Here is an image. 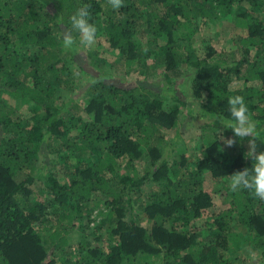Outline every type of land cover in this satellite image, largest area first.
<instances>
[{
  "label": "trees",
  "instance_id": "trees-1",
  "mask_svg": "<svg viewBox=\"0 0 264 264\" xmlns=\"http://www.w3.org/2000/svg\"><path fill=\"white\" fill-rule=\"evenodd\" d=\"M123 2L113 10L107 0H0V264H225L217 230L205 236L183 232L189 218L201 215L219 226L238 222L241 229L232 236L235 249L249 243L264 247V201L225 184L229 175L251 168V159L244 155L249 138L241 140L232 129H221L216 119L218 113L229 116L230 96L242 95L264 139V0ZM85 3L91 5L90 22L127 66H147L149 52L142 51L138 32L140 21L148 17L151 42L164 59L163 80L157 89L124 85L82 68L88 98L84 116L66 120V104L61 106L58 91L68 87L66 59L74 61L77 52L63 48L61 33L72 28L70 16ZM213 12L245 29L233 39L235 50H210L201 58L181 51L191 31L180 34V27L198 16L214 17ZM73 35L78 37L75 30ZM28 43L39 52L28 56L18 50L19 44ZM183 64L186 74L179 69ZM180 75L196 87V98L178 95L175 78ZM93 79L99 82L92 84ZM165 85L174 88L165 90ZM3 92L21 100L29 114L8 104ZM181 109L189 118L205 120L199 126L207 132L203 155L191 169L185 158L167 159L165 149L152 142L157 131L178 125ZM221 135L235 140L233 158L222 149ZM143 155L149 162L139 174L135 161ZM120 160L125 168L119 178L107 175ZM205 171L226 190L228 205L218 211L211 210L212 195L202 188ZM37 182L47 202L31 196ZM151 182L156 188L143 209L151 221L147 228L134 213L132 193ZM94 193L105 199L114 224L106 235L82 233L71 247L70 227L85 215L71 202ZM54 204L62 210L58 221L44 224L43 215ZM39 229H50L46 240Z\"/></svg>",
  "mask_w": 264,
  "mask_h": 264
},
{
  "label": "rangeland",
  "instance_id": "rangeland-1",
  "mask_svg": "<svg viewBox=\"0 0 264 264\" xmlns=\"http://www.w3.org/2000/svg\"><path fill=\"white\" fill-rule=\"evenodd\" d=\"M161 13V12H159ZM214 17L198 16L192 18L186 25L181 26L180 34L189 33L191 31V37H189L188 45L184 42L180 44V50L185 51L191 57H205L210 50H214L217 53H231L235 50L236 44L233 41L236 36L244 35L245 29L240 26H236L235 21L229 17L221 16L220 12H213ZM148 17L142 18L140 21V32L138 37L142 40V46L148 48L149 55L147 56V66H127L124 61L118 56V51L109 46L105 38L97 31V43L92 49L82 48L76 54L74 61L66 59V66L69 75L68 87L62 88L58 91V99L62 106L64 102V118L68 120V117L84 116L82 108L88 100L85 90V84L87 83V75L82 72V68L93 71L95 73H101V76H105L107 82L121 83L124 85L141 84L152 86L154 89L158 88L157 84L162 85V73L164 70V59L161 50L153 42L152 37L148 33L147 29ZM141 46V47H142ZM18 50L25 52L28 56L35 55L39 52V48L33 44H19ZM180 64V63H179ZM180 72L185 71V65L179 66ZM188 76V75H187ZM178 80L176 88L178 89V95L185 100L186 98H196V87L186 76L175 78ZM165 90L173 89L172 85L163 86ZM170 93V92H169ZM3 98L8 104L14 107L22 109L24 114H29L23 107L21 100L14 99L9 93L3 92ZM178 125L175 128L168 130H159L153 137V144L165 151L167 159H186V167L191 169L194 166V162L202 157L203 141L206 139L204 135L207 133L206 129L199 128L205 120L197 118L192 119L186 116L184 109H181ZM202 132V134H201ZM70 135V134H69ZM71 136V135H70ZM204 138V139H203ZM222 149L226 152L227 157L233 158L237 152L231 146L224 144L220 139ZM257 150L264 146V139L256 141ZM248 150V142L246 143ZM141 159L135 161V170L141 174L147 170L149 158L143 155ZM124 160L117 162V166L114 172L108 173L110 177L115 179L119 178V173L125 168ZM202 188L212 195L213 203L215 204L212 211H218L219 208L224 205H228L226 202V190L221 184L214 183L211 180L210 173L205 171L202 176ZM229 178L226 179L225 184H229ZM43 186L40 182L34 183L32 186V197L43 198L48 201L47 194L43 190ZM156 188V183L151 182L145 187L139 190H134L132 193L133 206L135 207L134 213L136 214L139 222L149 228L151 221L147 218L144 212V206L148 202L150 193ZM94 193L89 199L72 200L71 204L78 205L81 211L85 213L83 218H76L70 227L68 239L69 245L75 247L80 235L82 233L93 234L102 233L106 235L113 224L114 217L108 215L110 208L107 207L103 196ZM58 204H54L51 208L44 213V224H55L58 221V215L61 214ZM210 212V210H208ZM211 213V212H210ZM42 227V226H41ZM241 229L238 222L231 221L226 225L219 226L215 223L211 217H205L201 215L197 218H189L183 232L197 233L199 235H214L217 231L222 240L221 251L225 264H243L242 258H255L257 261L255 264H264V257H262L261 250L264 251V247L256 249L251 243L243 246L240 249H235L236 237H232L233 234ZM217 230V231H215ZM50 233V229H39V234L42 240H46ZM216 235V236H217ZM94 242V240H93ZM68 245V247H69ZM76 249V248H75ZM264 255V254H263ZM251 256V257H250Z\"/></svg>",
  "mask_w": 264,
  "mask_h": 264
},
{
  "label": "clouds",
  "instance_id": "clouds-1",
  "mask_svg": "<svg viewBox=\"0 0 264 264\" xmlns=\"http://www.w3.org/2000/svg\"><path fill=\"white\" fill-rule=\"evenodd\" d=\"M107 4L113 10H118L124 6L123 0H107ZM90 8V4H82L70 16L72 28L64 29L61 33L62 45L66 51L75 53L82 48L92 49L97 43V27L90 22ZM73 30L78 33V37L73 35ZM142 51L147 53L148 48L144 47ZM98 82L95 79L91 80L92 84ZM228 105L229 116L218 113L216 119L221 129H232L235 137L241 140L245 137L249 138L248 150L244 155L245 158L251 159V168L245 167L243 170L228 176L230 189L233 192L246 189L254 197L264 201V151H257L256 141L261 140L257 130V122L252 119L242 95L230 96ZM220 139L229 147L235 143L231 137L225 138L221 135Z\"/></svg>",
  "mask_w": 264,
  "mask_h": 264
}]
</instances>
